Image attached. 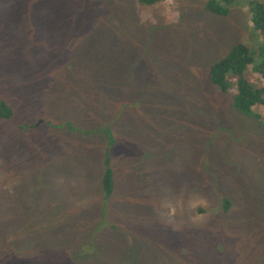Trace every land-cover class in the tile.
Segmentation results:
<instances>
[{
    "label": "rangeland",
    "instance_id": "1",
    "mask_svg": "<svg viewBox=\"0 0 264 264\" xmlns=\"http://www.w3.org/2000/svg\"><path fill=\"white\" fill-rule=\"evenodd\" d=\"M249 1L0 0V264H264V108L207 82Z\"/></svg>",
    "mask_w": 264,
    "mask_h": 264
},
{
    "label": "trees",
    "instance_id": "2",
    "mask_svg": "<svg viewBox=\"0 0 264 264\" xmlns=\"http://www.w3.org/2000/svg\"><path fill=\"white\" fill-rule=\"evenodd\" d=\"M161 1L163 0H135L138 5L148 7ZM203 1L202 11L217 17H225L233 3V0ZM246 13L251 30L258 36L257 46L253 49L241 44L231 47L209 67L207 82L220 94L231 89L233 93L229 100L230 107L239 115L257 120L259 114L256 110L264 108V3L249 1ZM10 116V109L0 100V119L7 120ZM100 185L103 197L107 199L113 187L107 154L104 156ZM224 206L226 207V202Z\"/></svg>",
    "mask_w": 264,
    "mask_h": 264
}]
</instances>
